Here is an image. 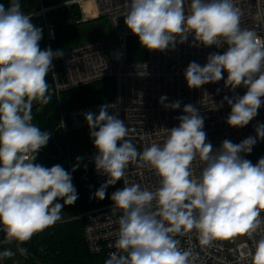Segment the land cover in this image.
I'll return each instance as SVG.
<instances>
[{
    "label": "clouds",
    "instance_id": "1",
    "mask_svg": "<svg viewBox=\"0 0 264 264\" xmlns=\"http://www.w3.org/2000/svg\"><path fill=\"white\" fill-rule=\"evenodd\" d=\"M241 10L234 0H129L124 23L149 51L175 49L189 35L193 45L219 48L205 65L190 62L184 78L190 89L224 79L225 87L247 89L243 96L223 97L217 109L227 102L231 111L226 123L243 128L264 105V40L241 27ZM178 38V39H177ZM42 29L32 16L22 11L19 0L0 3V231L5 243L22 245L61 220L64 205H73L78 193L72 175L61 165L45 167L35 163L38 152L51 138L32 123V104L47 105L46 77L53 59L63 52L41 50ZM145 70L138 73L146 76ZM219 91V89L217 90ZM160 103L166 109H180L181 101ZM115 104H103L99 114L85 113L89 135L97 150L95 168L108 179L94 193L105 199L106 189L125 176L130 164L147 166L160 178L155 190L140 184H127L112 192V212H120L113 251L105 264H194L192 250H182L177 235L195 230L199 243L210 246L216 240L237 235L253 238L264 232V157L256 164L242 157L251 153L257 140L264 139V123L255 127L256 136L240 143L225 139L213 150L204 129V117L192 104L183 107L178 126L167 129L163 144L152 143L139 152L125 139L128 127ZM203 163L198 177L193 176V161ZM80 157H77V161ZM76 166L73 167V171ZM63 200V204L59 201ZM251 264H264V234L253 240ZM22 256L28 249L17 247ZM10 248L0 259L12 258Z\"/></svg>",
    "mask_w": 264,
    "mask_h": 264
},
{
    "label": "built area",
    "instance_id": "2",
    "mask_svg": "<svg viewBox=\"0 0 264 264\" xmlns=\"http://www.w3.org/2000/svg\"><path fill=\"white\" fill-rule=\"evenodd\" d=\"M86 3H92L96 18L102 17L107 21L109 33L111 37L116 38L119 46L107 52L108 61L104 58L105 39L61 49L62 57L53 59V68L49 71L51 91L58 101L60 95L66 91L111 79L112 96L104 103L87 105L68 112L58 107L56 131L59 137L54 136L55 132H53L50 138L56 152L50 155L41 149L39 153L54 160L65 157L68 172L72 175L73 159L66 145V134L89 129L85 121V113L92 112L98 115L99 108L106 103L115 104L114 108L109 109V113H117L119 118L125 122L129 130L125 139L132 140L139 152L152 143L163 144L167 129L178 126L177 117L183 114L182 110L186 104L195 106L200 115L204 117L203 130L213 150L219 149L225 139L240 143L249 136H256V125L264 123V105L258 109V115L243 128L230 127L226 123L231 111L226 101L218 110L214 109L216 105L221 104L223 97L243 96L247 91L243 87H238L235 91H232L230 87H225L226 72L224 79L216 83H208L201 88H188L184 78V70L190 62L195 61L203 66L210 53L222 54V48L224 47V50L227 48L226 44L221 43L219 48L215 45L196 47L192 46L193 36L189 35L188 40L183 44L177 43L174 50L149 51L146 49L144 60L130 61L128 59L127 42L129 39L138 38L124 23V14L127 11L129 0H39L38 8L30 15L43 27L46 48L50 47L55 52L53 49L56 41L54 15L72 8L82 13ZM234 3L242 13L241 27L254 31L259 38L264 40V0H234ZM189 4L190 0H185L186 11ZM82 16L85 17V13H82ZM56 62H59L62 68L64 76L62 82L58 81V74L54 67ZM145 65H147V75L142 77L138 73L145 70ZM165 95L168 97L165 103L181 101L180 109H166L159 102L160 97ZM261 99L264 101V97ZM36 102L33 101V104ZM227 108L229 111L226 110ZM61 142L64 146H61ZM259 147L264 157V139L257 140L253 149ZM96 155L97 150L88 154L87 168L90 169L93 182L101 186L108 177L96 170L94 163ZM259 159L251 162L256 164ZM202 168L203 163L197 157L192 164L193 176L198 177ZM159 179L154 170L149 167L130 164L125 176L114 185V191L125 186V182L140 184L143 188L155 190L159 187ZM120 214V212L115 214L112 212L111 199L109 203L87 212H76L73 220H85L83 238L90 253L103 254L107 260L113 251H117L114 242L117 238ZM260 218L264 219V211H261ZM262 234L264 232L258 230L253 238H249L246 234L237 235L229 239L216 240L210 246L200 245L195 230L186 235H177L175 238L179 241L182 250L189 248L192 250L196 257L194 264H251L255 251L253 240H258ZM236 237H242V242L235 244L234 238ZM12 243L19 246L15 241ZM5 244L9 243L0 241V246ZM0 264L8 263L5 259H0Z\"/></svg>",
    "mask_w": 264,
    "mask_h": 264
},
{
    "label": "trees",
    "instance_id": "3",
    "mask_svg": "<svg viewBox=\"0 0 264 264\" xmlns=\"http://www.w3.org/2000/svg\"><path fill=\"white\" fill-rule=\"evenodd\" d=\"M20 4L21 1L19 0ZM6 7L10 4V0H0ZM56 18V41L53 49L61 50L70 46V42L77 44L85 41H95L105 39L109 36L107 21L98 17L91 21L81 22L79 11L75 8L58 12L54 15ZM32 23L42 29V39L39 42L41 50L46 48L44 30L34 19ZM69 48V47H68ZM128 59L130 61H142L145 59L146 49L141 47L138 38L129 39L127 42ZM49 84V92L52 99L47 105H42L38 101L32 104V123L38 126L42 131H48L57 138L56 131L58 119L56 112L58 107L68 112L76 108L87 105L101 104L111 99L113 91V83L111 79H104L100 82L76 88L62 93L59 100L54 97L51 91V80L49 73L46 77ZM66 145L73 159V167L77 166L83 158L89 153L96 150L89 135V129L69 132L66 134ZM61 146L64 143L61 142ZM64 148V147H63ZM47 154H55L56 150L51 140L42 148ZM77 157L80 160L77 161ZM35 163L45 167H52L59 164L66 171L68 165L65 157L58 160L51 159L46 155L38 152ZM72 183L77 190L78 199L70 207V212L74 216L77 211L87 212L91 209L103 206L110 202V194L114 191L115 186H109L106 189L105 199L99 200L95 198L94 193L100 187L93 182L90 169H82L72 172ZM63 204V201H59ZM85 220H64L56 222L43 231L35 234L32 239L19 247L28 249V255L22 257L25 264H105V256L103 254H92L86 247L83 238V228ZM5 234L0 231V241H4ZM7 245V244H5ZM5 245L0 246V252L5 250ZM13 250L18 246L11 244ZM8 264H11L9 258H5ZM23 262V261H22Z\"/></svg>",
    "mask_w": 264,
    "mask_h": 264
},
{
    "label": "rangeland",
    "instance_id": "4",
    "mask_svg": "<svg viewBox=\"0 0 264 264\" xmlns=\"http://www.w3.org/2000/svg\"><path fill=\"white\" fill-rule=\"evenodd\" d=\"M20 1H21V8H22V11H23L25 14H30L33 10H35V8L37 9L38 6H39V0H20ZM83 8H84V7H83ZM89 11H90V13H86V12H85V9H83V12H82V13H85V17H83V16H82V13L79 11V14H80V21H81V22H86V21H91V20L96 19V17H93L94 15H92V14H94V12H95V11L92 9V6L89 7ZM105 40H106V41H105V49H106V53H105V55H104V58H105L106 61H108V60H109V57H108L107 52H108L109 50H112L113 48H117V47L119 46V43H118V41L116 40V38L111 37L110 33H109V36L105 38ZM91 41H93V40H91ZM87 42H90V40H89V41H85V42H80V43H77V44H73L74 42H72V43L70 42V43H69L70 46H68V47H75V46H78V45H81V44H84V43H87ZM68 47H65V48H68ZM223 51H225V50H224V47L222 48V53H223ZM226 110L229 111V108H227ZM129 141H131V142L133 143L132 140H129ZM137 150H138V148H137ZM62 201H63V200H62ZM60 215H61V220H60L59 222H62V221H64V220H70V219H73V217H74V216L71 214V212H70V207H69L68 205H64V207H63V209H62ZM242 240H243L242 237H236V238H234V243H235V244H239V243L242 242ZM9 248H10L13 252L16 253L12 258H9L10 263H11V264H25V263H24L25 261H24L22 258H20V257L18 256L19 252H17L16 249L13 250L11 244H7V245H5V249H9ZM19 255H20V254H19ZM21 256H22V255H21ZM22 257H24V256H22ZM22 261H23V262H22Z\"/></svg>",
    "mask_w": 264,
    "mask_h": 264
},
{
    "label": "water",
    "instance_id": "5",
    "mask_svg": "<svg viewBox=\"0 0 264 264\" xmlns=\"http://www.w3.org/2000/svg\"><path fill=\"white\" fill-rule=\"evenodd\" d=\"M55 70L58 74V78H59V81H64V76H63V73H62V68H61V65L59 62H56L55 65ZM243 158L247 159V160H250V161H253V160H256V159H259L262 157V149L259 147V148H254L252 149L251 153H242L241 154ZM82 169H87V161H86V158H83L81 160V162L76 166V171H79V170H82Z\"/></svg>",
    "mask_w": 264,
    "mask_h": 264
},
{
    "label": "bare ground",
    "instance_id": "6",
    "mask_svg": "<svg viewBox=\"0 0 264 264\" xmlns=\"http://www.w3.org/2000/svg\"><path fill=\"white\" fill-rule=\"evenodd\" d=\"M90 6H92V3H86L85 5H84V9H85V12L86 13H90V11H89V7ZM92 15H94L93 17H95V14H92ZM58 81H59V78H58ZM60 82V81H59ZM62 82V81H61Z\"/></svg>",
    "mask_w": 264,
    "mask_h": 264
},
{
    "label": "crops",
    "instance_id": "7",
    "mask_svg": "<svg viewBox=\"0 0 264 264\" xmlns=\"http://www.w3.org/2000/svg\"><path fill=\"white\" fill-rule=\"evenodd\" d=\"M36 9V8H35Z\"/></svg>",
    "mask_w": 264,
    "mask_h": 264
}]
</instances>
